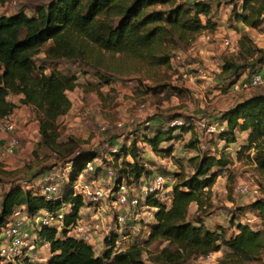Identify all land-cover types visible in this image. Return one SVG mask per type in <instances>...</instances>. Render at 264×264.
<instances>
[{
  "label": "trees",
  "instance_id": "trees-1",
  "mask_svg": "<svg viewBox=\"0 0 264 264\" xmlns=\"http://www.w3.org/2000/svg\"><path fill=\"white\" fill-rule=\"evenodd\" d=\"M5 1L0 0V3ZM240 8L238 11L233 6L234 16L248 25L256 26L264 19V0H242ZM211 13V0H49L32 14L23 9L0 14V118L11 113L16 105L7 96L21 94L19 102L33 107L37 113L38 144L50 149L55 159L70 164L63 190L53 198L34 193L18 181L12 182L0 196V225L19 205H24L28 214H34L41 210L54 211L71 202L64 223L75 220L84 202L80 195L72 194L71 183L86 162L98 156L94 148L82 149L74 134L60 138L57 118L70 108L66 90L74 88L76 75L56 69L36 72L33 53L38 46L50 39L52 43L46 55L51 58L92 61L95 51L100 50L128 54L150 67L168 66L173 47L186 46L202 29L213 26ZM237 47V53L223 57L220 65L217 75L223 89L239 78L244 69L251 73L264 63V47L258 46L248 34L240 35ZM168 87L169 83H161L149 86V89L157 92ZM217 117L226 122V128L218 133V138L225 143L236 141L238 132L248 131L247 144L243 147H254L255 168L264 175V92L236 100L220 110ZM155 123L161 121L155 120ZM190 127L168 123L164 129L161 126L154 128L147 141L154 151H168L159 147L160 142L175 138V130L187 131ZM214 140H205L206 147L189 158L191 172L182 167L175 171L169 204L147 196V204L154 207V221L150 223L145 241L149 243L161 238L168 242L159 251L151 253L148 260L143 257L140 244L112 253L115 234L104 239L110 246L95 253L85 240L65 232L59 235L55 227L45 225L39 235L48 243L50 256L44 262L26 259L25 264H185L191 256L205 255L221 247L230 249L229 264L259 258L264 250V198H255L247 206L240 207L236 214L239 216L249 207L256 209L262 222L258 229L246 222L235 221L238 216H233L234 230L227 236L221 224L211 228L201 217H188L192 201L196 202V210L211 205V186L219 169L230 162L222 150H210ZM197 141L193 133L187 146L196 148ZM139 149L138 140L132 138L113 153L115 160H120L117 170L113 166L117 172L116 181L124 177L129 182H141L142 176H148V168L139 160ZM127 154L132 161L126 158ZM94 165L95 173H104L107 167H112L95 162ZM12 171L0 167V173ZM48 172L44 170L43 174ZM134 220L129 218L125 224H133Z\"/></svg>",
  "mask_w": 264,
  "mask_h": 264
},
{
  "label": "rangeland",
  "instance_id": "rangeland-1",
  "mask_svg": "<svg viewBox=\"0 0 264 264\" xmlns=\"http://www.w3.org/2000/svg\"><path fill=\"white\" fill-rule=\"evenodd\" d=\"M48 1L7 0L0 3V14H11L19 9H23L27 14H32ZM220 2V0H214L213 5H219ZM229 2L233 4L234 0H224L222 2L224 4L221 5L222 9ZM233 6L229 7L225 14H222L223 19L220 21L226 31L214 27L215 24H213L212 27L206 28L212 32L213 37L210 40H205L199 36L200 38L189 41L186 46L173 47L168 66L150 67L128 54L96 49L92 61L51 58L46 55V50L52 41L48 39L40 44L33 53L36 72L41 69H44L45 72L56 69L61 73H74L76 75V85L73 89L66 90L71 101L70 108L67 113L57 118L60 138H65L68 134L76 135L80 140L82 149L94 148L97 150L96 164L114 166L116 170L120 160H115L112 149H119L121 144H127L132 138L137 139L140 146L139 160L149 171H166L167 166L172 161L171 163L175 164L173 168L182 167L186 172H191L192 166L189 158L192 156L194 148L187 146V141L195 133L194 121L202 115L217 120L219 106L222 107V104L230 103L231 99L236 100V94L220 87V79L217 75L223 57L232 56L238 51V48H228L220 43L221 35L232 36L237 32L235 19L238 18L234 16ZM203 19L206 20L204 16ZM200 46L204 47L205 50L199 52ZM193 49L195 50L194 54ZM186 63L194 65L189 67L190 69L184 70V74H179L177 67ZM248 70L244 69L242 74L249 73L250 70ZM199 74L206 75V77H197ZM161 83H169L170 87L157 92L149 89V86ZM201 83L204 86L200 85ZM259 86L264 87V84ZM254 89L245 95L255 93ZM7 97L9 100L15 101V106H17L19 98L15 94H9ZM23 111L27 120L25 129H27L28 134L26 136L21 134L19 139L16 136L17 144L14 149V153H16L13 155L14 158L20 160V163H18L19 161L16 162L20 165L15 169H10L14 170L11 173H0V196L5 186L8 187L12 182L23 177H30L34 181H38L44 170L58 174L55 180L58 181V191L62 192L69 167L66 162L55 159L50 149L40 145V143L38 144V118L34 108L25 106ZM14 112H11V115L14 116L17 123L18 110ZM174 118L185 121L184 124L191 126L190 130L181 132L176 130L174 131L175 138L160 142L159 147L168 149V151L172 149L170 153H167L168 151H154L147 138L152 136L154 128L161 126L164 129ZM155 120H160L161 123L156 124ZM118 121H122L123 125L116 126ZM28 125L30 128H27ZM101 125H104L105 128L101 129ZM247 135L246 132H238L236 141L230 144L228 149L225 148L224 141H220L218 137L215 138L213 147H209L210 150H224V153L229 156L230 162L219 169L220 171L211 186V205L200 210H196L195 206L188 209L189 218L201 217L211 228L221 224L227 236L234 230V225L231 224L232 217L238 216L236 214L240 211V207L247 206L254 200L250 194L238 191L237 185L240 182H246L249 186L257 188L256 198H264V175L255 168L253 161L255 149L254 147H243L247 144ZM142 152L147 153L143 156L141 155ZM151 156L152 158H154L153 156L161 157L163 162L160 163L161 161L156 158L157 161L152 164ZM6 157L4 156L0 160ZM171 163L170 165H172ZM0 165H2L1 162ZM168 177L169 185H171L174 176L169 174ZM141 178L140 180H144L143 176ZM142 184L143 181H134L135 191H138ZM80 210L81 212L86 210V213L89 214L87 207L82 206ZM153 210L148 208L149 216H153ZM246 210L258 214L256 209L249 207ZM105 212L114 214L115 209L106 207ZM240 215L241 213L235 221L242 220ZM145 219L140 218L141 225H144ZM134 221L136 223L137 219ZM127 229L130 235L127 239H122L119 247L124 250L129 245L140 244L143 247L142 254L146 260L150 258L151 253L159 251L168 244L166 240L161 238L147 243L145 240L148 237V232L145 228ZM43 241H38L32 252V257L36 259L35 262L47 260V252L39 249L45 247L46 242ZM103 249L104 245L97 253H101ZM229 252L230 249L221 247V249L211 251L208 254L189 258H199L206 264H229L227 263L230 259ZM188 259L185 264H187ZM241 264H264V250L259 258Z\"/></svg>",
  "mask_w": 264,
  "mask_h": 264
},
{
  "label": "built area",
  "instance_id": "built-area-1",
  "mask_svg": "<svg viewBox=\"0 0 264 264\" xmlns=\"http://www.w3.org/2000/svg\"><path fill=\"white\" fill-rule=\"evenodd\" d=\"M198 1V0H191ZM205 1V0H203ZM264 17V11L262 13ZM205 40H210L213 35L209 29L203 30L200 35ZM220 43L228 48L237 49V42L230 36L221 35ZM264 84V70L256 69L248 76L241 77L230 82L226 89L236 94V100L246 97L248 91L256 86ZM185 121L174 118L170 125L184 124ZM195 136L197 137V146L199 149L206 147L205 140L218 137V133L226 128L224 120H212L204 115L197 117L194 121ZM123 122H116V126H122ZM16 127V121L11 113L0 119V158L14 153L17 144V138L11 132ZM101 129L105 126L101 125ZM2 133H9L5 143L1 144ZM220 139V138H219ZM118 148H113L112 152H118ZM127 154L126 156H128ZM98 159L95 157L92 161L86 162L84 168L79 171L71 183V192L73 195H80L84 202V207L89 209V216L79 215L75 220L64 223V216L72 206L71 202L63 204L59 209L54 211L41 210L34 214H28L24 205L16 206L12 213L0 225V264H25V260L35 261L32 256L37 242L42 241L39 231L45 225L53 226L57 229V234H65L80 238L92 245L95 253L104 245L106 236L115 234L112 253L123 250L120 248L122 239L129 237L127 228L136 229L138 223L126 225L125 222L130 215H136L137 210L150 207L147 202V196L158 198L165 204L171 200L170 181L167 175L157 173L144 179L138 191H135L134 182L127 181L121 177L116 181L117 172L113 167H107L104 173L94 172V162ZM70 168L69 162H66ZM56 175L49 171L43 174L38 181L33 178L23 177L18 180L21 186L32 190L34 193H41L47 198L56 197L59 193L58 181ZM64 175V174H63ZM68 178V177H66ZM142 179V178H141ZM237 190L248 193L255 199L258 193L257 188L249 186L246 182H240ZM108 205V206H107ZM106 207L115 209L114 215L105 212ZM154 208V207H150ZM123 209V210H122ZM257 211V210H256ZM243 222H246L253 228H261L262 222L259 213L245 210L241 213ZM134 219L135 216L133 217ZM101 244V246H100ZM99 253V252H98ZM208 256V255H206ZM187 264H206L199 258H190Z\"/></svg>",
  "mask_w": 264,
  "mask_h": 264
},
{
  "label": "crops",
  "instance_id": "crops-1",
  "mask_svg": "<svg viewBox=\"0 0 264 264\" xmlns=\"http://www.w3.org/2000/svg\"><path fill=\"white\" fill-rule=\"evenodd\" d=\"M213 1L214 0H211V2H212V13H211V15H212V21L214 22V27H216V28H219V29H221V30H223V31H226V29H225V27H224V25L222 24H220V21L223 19V15L222 14H225V11L227 10V9H229V7H232L233 5L235 6V8L238 10V11H241V8H240V4H241V1L242 0H234V3L232 4V2H229V3H227V5L225 4V6L223 7V9H222V4H224V3H222V2H224V0H220L221 2V4H219V5H213ZM234 19H235V17H234ZM236 20V27H237V32L236 33H234V34H232V36H230L231 37V39L232 40H234L235 42H237V37L239 38V36L242 34V33H246V34H248L250 37H252V39H253V41L258 45V46H262V47H264V19H262L260 22H259V24H257L256 26H251V25H248V24H246V23H244L243 21H241V20H239V19H235ZM203 21H204V19H203ZM234 21V20H233ZM229 28L227 27V30H228ZM203 30H205V29H202L200 32H199V34L196 36V38H198L199 37V35H200V33L203 31ZM200 38V37H199ZM194 50V49H193ZM199 52H202V51H204L205 50V48L204 47H199ZM195 53V50L193 51V54ZM191 64L190 63H186V64H183V65H180V66H178L177 67V69L180 71H178V73L180 74V73H183L184 74V70L186 71V70H188V69H190L189 67H193V65L194 64H192L191 66H190ZM258 69L259 70H261V71H263L264 70V63L263 64H261L259 67H258ZM249 71V70H248ZM197 72V71H196ZM246 73H247V71H246ZM250 74V72L249 73H247V74H242L241 73V77H244V76H248ZM197 77H206V75H201V74H199ZM200 85H202V86H204L202 83L200 84ZM254 89V88H253ZM214 91H216V90H214ZM253 91H256V92H264V87H261V86H256L255 87V89L253 90ZM18 98L21 96V94H15ZM13 101V100H12ZM236 100H232L231 99V101H230V103H228V104H222V107L221 106H219L220 107V110H222V109H224V108H227L228 106H230L231 104H233L234 102H235ZM13 102H15V101H13ZM25 106H29V105H26V104H22V103H20V102H18V104H17V106H15L13 109H14V111H17L18 110V118H17V123H16V127H15V129L11 132L12 134H14L15 136H17L18 137V139H19V137H20V135L22 134V135H27L28 134V131H27V129H25L26 128V125H25V123H26V117L24 116L25 115V113H24V108H25ZM219 110V111H220ZM14 111H12L13 113H15ZM219 111H218V113H217V115L219 114ZM1 119V118H0ZM37 122V121H36ZM30 128V125H28L27 126V128ZM18 128V129H17ZM190 130V129H189ZM176 131V130H175ZM179 132H181V131H179ZM241 133L243 132V133H248V131L247 130H243V131H240ZM24 133H26V134H24ZM175 133V132H174ZM9 133H2V140H1V144L2 143H5V141H6V137H7V135H8ZM195 134V133H194ZM16 137V138H17ZM220 141H223V140H221L220 139ZM235 142V141H234ZM234 142H229V143H225L224 142V146H226L225 148H229V145L230 144H232V143H234ZM198 147V146H197ZM194 148V151H193V153H192V156L193 155H195V154H197V153H199V148ZM198 149V150H197ZM16 151H17V149H16ZM223 152H224V150H222ZM16 153V152H15ZM15 153H13L12 155H7V157L5 158V159H3V160H0V162H1V164L2 165H0V167L1 168H3V169H15V168H17L20 164H16V162H18V163H20V160H17V158H14L13 157V155L15 154ZM145 153H147V152H142L141 153V155H145ZM17 155H19V154H17ZM17 157H19V156H17ZM154 158H152V156H151V162H152V164H155V161H157V160H155L156 158H158L157 156H153ZM126 158L127 159H129L130 161H132L133 160V158L130 156V155H128V156H126ZM161 162L160 163H162L163 162V158H161V157H159L158 158ZM159 160H158V162H159ZM172 161H170V163H171ZM170 163H169V165L167 166V170L166 171H163L162 173H164L165 175H169V174H171V175H173L174 177L173 178H175V171H177V170H179L178 168H173L174 166H175V164H172V165H170ZM153 166V165H152ZM156 172H160V171H157V170H154V171H152V170H150L149 171V173H148V176H153ZM221 172H223V170H221ZM148 176L146 175V176H143L144 177V179H147L148 178ZM143 182H144V180H142ZM1 184H3L2 182H1ZM170 187H171V185H170ZM7 188V186H5L4 187V190ZM193 206H195L196 207V202L195 201H192L191 203H190V205H189V208H191V207H193ZM148 208L149 207H147V208H141V209H139V210H137V212H136V215H130V219L131 218H133L134 216H135V218L137 219V222L138 223H140L141 222V220H140V218H146L145 219V223H144V225H141V223L140 224H138V228H145V230L149 233V230H150V223L152 222V221H154V217L151 215V216H149L148 215ZM81 209V208H80ZM154 209V208H153ZM87 211L85 210V212H81V210H79V215H82V216H84V217H88L90 214H88V213H86ZM153 212H154V210H153ZM112 215H114V214H112ZM134 219V218H133ZM207 224V223H206ZM209 226V225H208ZM41 242V241H40ZM44 242V241H43ZM46 242V241H45ZM41 244H43V243H41ZM39 246V245H38ZM44 246V245H43ZM41 251L43 250V252H47V256H46V258H48L49 256H50V250H49V245H48V243L46 242L45 243V247H42V248H39ZM38 249V250H39ZM41 251H39V253H41ZM38 253V254H39ZM48 253H49V256H48ZM46 260V259H45ZM35 261H36V259H35Z\"/></svg>",
  "mask_w": 264,
  "mask_h": 264
}]
</instances>
